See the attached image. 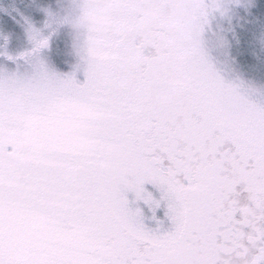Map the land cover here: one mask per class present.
<instances>
[{"label":"snow or ice","instance_id":"1","mask_svg":"<svg viewBox=\"0 0 264 264\" xmlns=\"http://www.w3.org/2000/svg\"><path fill=\"white\" fill-rule=\"evenodd\" d=\"M62 102L97 117L50 197L80 239L21 243L12 116ZM0 264H264V0H0Z\"/></svg>","mask_w":264,"mask_h":264},{"label":"rangeland","instance_id":"2","mask_svg":"<svg viewBox=\"0 0 264 264\" xmlns=\"http://www.w3.org/2000/svg\"><path fill=\"white\" fill-rule=\"evenodd\" d=\"M96 114L75 103L53 104L38 117L13 114L8 130L17 156L35 174L24 190L35 195L14 200L6 209L13 239L40 245H73L80 239L74 224L58 212L59 203L50 198L59 175L67 167L58 154H86L96 148L91 121Z\"/></svg>","mask_w":264,"mask_h":264}]
</instances>
